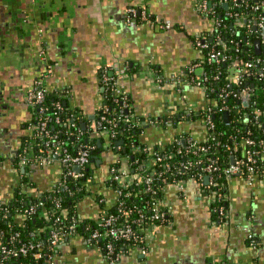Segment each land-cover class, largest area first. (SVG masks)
<instances>
[{"label": "crops", "instance_id": "0c3cea01", "mask_svg": "<svg viewBox=\"0 0 264 264\" xmlns=\"http://www.w3.org/2000/svg\"><path fill=\"white\" fill-rule=\"evenodd\" d=\"M56 1L51 5V0H0V164L11 167L16 175L9 189L0 193L2 198L11 196L23 173L27 172L33 182L27 191L34 196L52 189L60 176L59 163L28 166L22 171L14 162L21 138L28 132L26 124L33 117L26 94L45 74L48 63L54 66V74L47 80V88H69L72 106L91 120L102 103L99 71L107 66L117 74L130 64L136 67L133 74L126 71L120 82L139 115L157 119L187 107L204 108L209 101L199 86L179 83L203 58L189 34L214 28V20L198 13V0ZM144 7L158 19L173 22L174 28L163 30L149 22L132 23L130 9ZM153 65L159 68L164 83L151 69ZM238 66L230 68L229 79L234 83L240 79ZM203 70L199 67L192 77ZM180 89L185 101L179 99ZM179 125L164 128L149 123L144 132L147 139L141 143L155 148L186 132L199 140L207 136L201 120ZM117 156L110 152L103 163L106 158L110 164ZM109 175L96 180V189L113 199L114 193L103 186ZM228 189L229 217L213 223L210 202L196 184H190L186 197L170 188L167 195L173 222L151 230L146 255L135 250L118 264H264V182L250 184L234 176L228 181ZM80 211L94 220L100 206L87 199ZM248 232L256 236V245L247 242ZM95 247L79 235L65 239L58 247L56 264H110Z\"/></svg>", "mask_w": 264, "mask_h": 264}, {"label": "built area", "instance_id": "2783aa9c", "mask_svg": "<svg viewBox=\"0 0 264 264\" xmlns=\"http://www.w3.org/2000/svg\"><path fill=\"white\" fill-rule=\"evenodd\" d=\"M225 5H229V0H221ZM197 11L212 13L214 12L211 0H198ZM264 9V0L262 4H257L255 10ZM130 16L132 23L135 21L139 22H149L160 29L170 30L174 28V23L170 20L162 21L155 17V15L147 8L144 9H130ZM247 16H242V18ZM214 20V28L210 31L212 34L217 26L220 25L219 20L216 18ZM256 23L257 28L254 29L259 32V38L263 39L264 36V16L256 19L250 26H254ZM206 36L203 33L196 34V47L198 49L207 51L208 61H228L231 57L225 50V43L219 39L218 44H221L223 48L217 49V47H211L206 41ZM250 44H254L251 42ZM239 71V82L237 85H241L249 76H257L259 79L264 78V54L257 55L245 63L241 64L239 60H233L232 66H236L238 63ZM47 64V62H46ZM202 63H197L189 68V73L202 67ZM102 77L100 81L102 85L108 81V73L114 74L111 67L107 66L101 69ZM124 72H119L117 74L116 84L113 85V90L116 93L123 94L124 99L127 98V91L121 85L122 75ZM54 74V66L51 63L46 65V72L40 78H38L33 87L30 88L26 94V100L28 104L37 108L39 114L43 115L45 112L44 102L46 99V94L49 91L47 88V80ZM206 79L207 77L204 76ZM160 82L163 81L162 78L158 77ZM180 85L182 83L193 84L199 86L201 89H205L204 82L198 80L195 76L187 78L185 80H179ZM221 97L227 98L229 96H234L241 99L242 104H244L245 94H248V102L253 100L255 96V90L252 85L247 84L240 90L236 91L233 89H228V87H223L221 90ZM181 101H185L186 96L181 94V89L178 91ZM205 92V91H204ZM206 94V93H205ZM209 104V103H208ZM208 104L204 107L206 108ZM125 105L127 107H132V103L125 100ZM245 105V104H244ZM101 106V105H100ZM226 107L220 108L221 110ZM100 109V107H99ZM98 109V110H99ZM197 110L195 107H187L183 110L177 111L179 117H189L193 111ZM209 117H211V109H209ZM255 113L256 122L259 126L264 127V107L253 108ZM98 113V111H97ZM96 113V114H97ZM168 118L161 119L162 121H170L171 116ZM163 116V117H166ZM161 117V118H163ZM119 118H108L104 115L97 118L96 115L91 122L89 132L91 137L95 138L94 143L80 144L77 145V149L73 152L69 150L67 145V140L60 139L56 133H52L48 128L47 119L41 120L38 123V127L35 128L32 124L27 127V134L34 135L38 138V145L43 146L41 151L35 153L29 147H24L19 145L17 149V155L14 159L16 165L20 168H27V166H40V167H50L55 163L61 165L60 176L58 180L53 185L52 190L56 193L63 191H71L69 187V180L75 182H82L86 186L91 194L85 195L80 199L77 206V217H74L66 228L65 218L60 214H56L60 210V202L55 200V207L53 210H48L45 208L44 203H40L42 207L41 215L51 219V215H55L52 219L51 224L44 228L45 232H48L46 237V242L49 249L52 252L48 254L44 253L43 242L42 241H21L19 239V232L10 234V238L6 240V234L0 232V264H13L16 258L27 257L29 255L33 256L36 263L40 264H56L55 258L57 255V249L64 239H68L69 236L79 235L81 238L89 244L97 245L102 251V254L106 261L110 264H118L123 257L130 254L133 251H139L143 255H146L149 251V239L150 232L154 227H160L163 225H168L173 222V214L171 209V203L168 199V190L170 188H175L181 197H186L190 184H196L197 189L208 198L210 204V212L216 214L220 221H225L229 217V207H225L222 202L228 203L229 206V189L222 190L216 181V176H225L228 180L231 177L239 176L246 179L250 184L263 183L264 182V139L253 138V132L247 130L245 136L243 137L241 143L243 145L242 153L233 156V162L229 166H222L220 164V152H221V141L219 135L208 134L203 140L197 139L194 135L190 133H183L177 136L171 143H176L175 151L167 152L165 151L166 144H158V150L155 148H150L146 144L136 143L132 144V152L140 153L146 152V156L143 158V163L140 164L141 169L138 167L132 168L130 161L125 156H122L120 151L125 149V142L119 144L120 138L118 137V127ZM56 123L60 122L59 115L55 117ZM125 122H132L134 126L142 125L141 120H135V114L132 113L130 117L125 119ZM161 121L151 120L150 123H160ZM86 124V123H84ZM71 125L76 126L73 122ZM171 125V124H170ZM83 126V125H82ZM213 128V124L207 125L206 127ZM84 127L79 129L78 133L83 134ZM72 134V131H69ZM187 133V132H186ZM26 134V135H27ZM112 139H117L116 143L112 142ZM186 140L187 154H191L192 158L176 159L178 154L183 152L180 144L182 140ZM102 144L99 146L98 141ZM169 144V143H168ZM238 143H234L235 149L238 148ZM97 151V152H96ZM115 152L118 156L109 164V178L106 179L103 186L111 190L114 193L113 199L107 198L102 193H99L96 189L97 182L95 180L96 170L98 167H93L95 162V156L98 155L100 159L110 153ZM118 162L117 166H112V163ZM139 160L136 161L138 163ZM101 166V165H100ZM79 167V170L76 168ZM164 167L162 172H158V168ZM176 170H175V168ZM183 171L189 172L195 169V176L189 177L187 179H179L176 177H170L164 180V184H160L161 178L168 176V173H174L176 176ZM92 170V176L89 180H83L87 176V172ZM174 170V172H173ZM208 178V179H207ZM207 179V180H206ZM110 184H107V181ZM159 181V185L158 182ZM117 186H113V184ZM139 186L142 187L144 192H150L154 195L160 193L158 199L156 197L153 201L147 202L145 205L140 206L134 204L132 206L126 204L124 201L125 196H130V187ZM100 187V186H99ZM213 187H220L217 189H212ZM97 193L101 194V197H97ZM132 197V196H131ZM87 199H93L99 206L100 212L93 225L88 224L86 229H88L87 236L76 234L75 229L79 225V221L84 219L80 211L81 204ZM7 198L0 197V204L5 203ZM148 210V211H147ZM36 212L35 207H29L25 212L19 215L20 218H25V216H31ZM148 212V213H147ZM62 213H66L62 211ZM214 219L213 223H215ZM247 240L250 245H256L257 239L252 232H248ZM42 263H41V262ZM35 263V264H36ZM38 263V264H39ZM33 264V263H28Z\"/></svg>", "mask_w": 264, "mask_h": 264}, {"label": "trees", "instance_id": "16d2710c", "mask_svg": "<svg viewBox=\"0 0 264 264\" xmlns=\"http://www.w3.org/2000/svg\"><path fill=\"white\" fill-rule=\"evenodd\" d=\"M263 0H229V5H225L221 0H211L213 5L212 13L198 11V13L204 18L219 20L220 25L214 30L211 34L209 31L204 32L206 36V41L210 44L211 47H217V49L223 48L221 44H218V37L225 43V50L230 55L228 61H208L207 51L202 50L203 58L200 59L203 67V73L197 76L198 80H202L205 85V93L208 98V106L206 108H199L191 113L189 117L181 118L177 113H174L171 116L170 121H162L161 119L168 118V116L163 118H153L145 117L139 115L135 107H127L125 105V100L133 103L132 97L127 93V98L124 99L123 94L116 93L113 90V85L117 81V73L111 74L108 73V81L102 85V103L96 117L99 118L102 115L108 118H119V127H118V137L120 140L125 142V149H122L120 153L122 156L128 158L131 163L132 168L138 167L141 169L140 164L143 163V158L146 156V152L133 153L131 145L140 143L139 137L145 132L146 125L150 123L151 120L161 122L158 123L162 127L166 128L170 126L179 125L180 121H196L201 120L205 126L213 124V128L207 127L208 134L219 135L221 141V152H220V164L222 166H229L233 162V156L242 153L243 145L241 143L245 132L251 130L253 132V138H262L264 139V127L259 126L256 122L255 113L253 108L264 107V78L259 79L257 76H249L241 85H237L229 79L231 63L233 60H239L241 64L257 57L255 53L254 43L258 39L259 32L253 29V26H250L256 19L261 16H264V9L255 10L257 4L261 5ZM242 16H247L242 18ZM190 39L193 43H196V35L189 34ZM136 67L133 65H128L126 71L129 74L135 72ZM154 72L158 73V76L162 74L159 71V68L154 65L152 68ZM162 76V75H161ZM193 74L188 73L187 78H191ZM204 76L207 78L205 79ZM99 77H102V71H99ZM163 79V77H162ZM165 82V79L162 81ZM102 84V83H101ZM247 84L253 86L255 90V96L253 100L250 101L248 106L242 104L241 99L229 96L227 98L221 97V90L223 87H228V89L240 90L242 87H245ZM71 90L69 88L64 89H55L49 90L46 94V99L44 102L45 112L43 115L39 114L37 108H32L33 117L26 124V128L29 124L38 127V123L43 119H47L48 128L52 133H56L60 139L67 140V145L70 151H75L77 145L82 143H94L95 138L90 135V126L91 120L88 115H85L81 109L76 106H72L70 102ZM226 108L221 110L220 108ZM209 109H211V117H209ZM135 114V120H141L142 125L134 126L132 122H125V119L130 117L131 114ZM228 113V118L225 117V114ZM59 115L60 122L56 123L55 117ZM74 123L76 126H72L71 123ZM86 123V127L83 131V134L78 133L83 124ZM152 124V123H150ZM69 131H72L70 134ZM188 133H185V135ZM117 139H112L113 143H116ZM238 143V148L235 149L234 143ZM21 145L24 147H29L33 152L37 153L41 151L43 146L38 145V138L34 135H24L21 138ZM183 152L178 154L176 159L192 158L191 154L188 153L187 146L180 144ZM176 143H169L165 146V151L173 152L175 151ZM158 150V147H155ZM97 152V151H96ZM139 160L138 163L136 161ZM16 162V161H15ZM17 164V163H16ZM118 162L115 161L112 163V166H117ZM28 168V166H27ZM175 168V167H174ZM164 167L158 168V172H162ZM176 170V168H175ZM182 173L174 175V173H168V176L162 177L160 184H164V180H170V177L174 179H187L189 177L195 176V169L192 171L186 172L180 169ZM174 172V170H173ZM92 176V170L87 172V176L83 180H89ZM110 180L107 181V184ZM216 181L219 186L222 187V190H228V179L225 176H216ZM69 187L71 191H63L56 193L52 190H47L41 193L38 196H34L27 191V187L32 186L33 182L30 181L27 172L23 173L20 181L13 186L12 194L8 197L5 203L0 204V232L6 234V240L10 238V234L19 232V239L21 241H42L44 253L52 252L49 249L46 240L48 232L44 230L46 226L51 224L52 219L55 215H51V219H48L45 216L41 215L42 207L40 203H44V206L48 210H53L55 207V200L57 199L60 202V210L56 214H61L65 218L66 228L69 227L72 219L77 217V202L82 199L88 193L91 194V191H88L86 186L82 182H75L69 180ZM158 185H159V181ZM113 184V183H112ZM113 186H117L113 184ZM220 187H213L212 189H217ZM130 191V196H125L124 201L126 204L132 206L138 204L140 206L145 205L147 202H152L153 199L159 198L161 195L159 192L156 195L150 192H144L142 187L135 186L127 189ZM101 194L97 193V197H101ZM132 196V197H131ZM225 207H229L228 203L222 202ZM29 207H35L36 212L31 216H25V218H20L19 215ZM65 211L66 213H62ZM148 211V210H147ZM148 213V212H147ZM212 217L219 221L220 219L214 214L211 213ZM95 221L93 219L84 218L79 221V225L76 227V234L87 236L88 229L86 226L88 224L93 225ZM74 236V235H73ZM72 237L69 236L68 239ZM67 239V238H66ZM65 240V239H64ZM248 242V241H247ZM249 243V242H248ZM58 253V249H57ZM35 264L36 261L33 256L29 255L27 257H18L14 260L13 264ZM41 262V261H40ZM37 262L36 264H38ZM42 263V262H41ZM40 264V263H39ZM43 264V263H42Z\"/></svg>", "mask_w": 264, "mask_h": 264}, {"label": "rangeland", "instance_id": "374dc122", "mask_svg": "<svg viewBox=\"0 0 264 264\" xmlns=\"http://www.w3.org/2000/svg\"><path fill=\"white\" fill-rule=\"evenodd\" d=\"M184 123V121H180L179 124ZM180 125L173 126V128H178ZM150 133L153 132L152 129H149ZM149 137V136H148ZM145 139H147V135L144 134V132L140 135L139 141L143 142ZM95 180H99L101 178L106 177L107 173H109V164H107V159L105 158L104 163L97 169ZM11 167H4L2 164H0V193L4 194L9 189V182H15L16 181V175L13 173ZM97 246V245H95ZM97 251H99L98 246L95 247Z\"/></svg>", "mask_w": 264, "mask_h": 264}, {"label": "water", "instance_id": "95a60500", "mask_svg": "<svg viewBox=\"0 0 264 264\" xmlns=\"http://www.w3.org/2000/svg\"><path fill=\"white\" fill-rule=\"evenodd\" d=\"M55 3H58V2L56 0H51V5H54ZM56 5H58V4H56ZM256 28H257V25L255 23L254 26H253V29H256ZM263 41H264V36H263V39H256L254 41L255 51H256V54H258V55L264 54V51H262V42ZM200 71L201 70H199V72ZM244 104H245V106H248L249 105V102H248V94H245ZM94 117H95V115H93L92 118H94ZM225 117L228 118V113L225 114ZM83 127L85 128L86 127V124H83ZM98 143H99V146H101L102 142L100 140L98 141ZM118 143L119 144L123 143V140H120ZM182 143L186 146V140L183 139L182 140ZM101 164H102V159H100V157L98 155H96L95 156V162L93 163L92 166L93 167H99ZM76 168L79 170V167H76ZM22 171H25V168H23Z\"/></svg>", "mask_w": 264, "mask_h": 264}]
</instances>
